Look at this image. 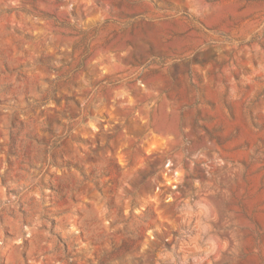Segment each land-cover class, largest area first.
<instances>
[{
	"label": "rangeland",
	"instance_id": "obj_1",
	"mask_svg": "<svg viewBox=\"0 0 264 264\" xmlns=\"http://www.w3.org/2000/svg\"><path fill=\"white\" fill-rule=\"evenodd\" d=\"M0 264H264V0H0Z\"/></svg>",
	"mask_w": 264,
	"mask_h": 264
}]
</instances>
